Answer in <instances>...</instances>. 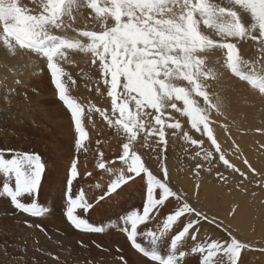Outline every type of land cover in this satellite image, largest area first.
Segmentation results:
<instances>
[{
  "label": "snow or ice",
  "instance_id": "snow-or-ice-1",
  "mask_svg": "<svg viewBox=\"0 0 264 264\" xmlns=\"http://www.w3.org/2000/svg\"><path fill=\"white\" fill-rule=\"evenodd\" d=\"M31 5L24 0H0V48L11 56L25 50L46 59L57 98L73 121L77 151L84 147L83 142L88 138L83 125L85 108L70 96L69 84L75 85L76 81L62 64L74 63L70 53L90 54L91 63L98 66L100 73L97 85L102 83L107 89L115 119L94 105L88 112H99L126 141L122 143V155L118 159L127 175L123 169H116L115 178L97 203L118 194L129 181L136 177L143 179L142 174L146 175L142 210H132L121 217L124 225L121 231L131 247L154 264H182L187 239L197 241L196 229L201 220H208V217L189 203H181L184 194L170 187L167 166L161 169L162 178H157L146 167L142 156L133 150V145L142 133L146 148L151 147L148 141L155 137L153 143L161 149L157 155L163 158L168 144L166 129L175 130L173 136L182 130L180 121L174 120L172 113L167 111L171 109L187 117L192 129L207 136L227 168L240 172L225 158L210 127L209 112H221L223 101L219 96L213 100L214 94L207 91L205 82L218 80L222 75L217 68L208 66V54L222 51L221 67L264 96V0H31ZM82 8L91 10L88 21L93 22L92 29H77L66 22L75 21ZM96 24L100 30H96ZM69 29L76 35H69ZM247 41H253L261 53L255 62L244 59L238 46ZM215 63L219 64V60ZM96 92H101L99 86ZM197 97L202 98L206 107L201 106ZM182 138L192 145L202 143L187 132ZM6 153H12L11 158H6ZM196 155L200 156V152ZM212 156L209 151L203 159ZM98 167L113 171L106 169L104 162ZM196 167L199 169L202 165ZM248 167L251 169V165ZM44 172L45 164L39 154L0 149V198L10 199L11 205L21 213L44 217L50 209L37 202ZM240 175L245 176L243 172ZM77 176L74 161L67 181L66 219L79 231L103 233L104 227L93 226L76 214L77 209L88 212L93 206L83 191L72 197V181ZM3 178L14 180V184L10 186ZM22 198L26 199L22 201ZM172 199L176 201L174 210L166 215L157 231L145 233L150 239L147 247L142 246L137 239L138 226L155 219ZM235 211L233 209V213ZM188 216L193 218L187 219ZM212 223H216L215 219ZM229 236L230 239L223 242L195 243L190 253L200 254V264H242V253L251 246ZM166 242L168 246L164 247Z\"/></svg>",
  "mask_w": 264,
  "mask_h": 264
},
{
  "label": "rangeland",
  "instance_id": "rangeland-1",
  "mask_svg": "<svg viewBox=\"0 0 264 264\" xmlns=\"http://www.w3.org/2000/svg\"><path fill=\"white\" fill-rule=\"evenodd\" d=\"M24 2L32 7L31 0H24ZM90 11V9L82 8L75 21L66 20V22L71 23L77 29L84 28L87 24L88 29L84 30L92 29L91 21H88ZM96 30H100L99 24ZM68 34L76 35L71 29L68 30ZM217 39L219 38L217 37ZM238 46L241 48L244 59L250 62H255L261 57V53L253 41L241 42ZM79 55L80 53H70V58L74 63L62 64L65 71L76 81L75 85L69 84L70 96L85 108L83 125L88 133V138L83 142L84 147L77 151V134L73 121L63 102L56 96L57 92L46 67V59L37 56L38 62H35V66L31 68L36 73H30L29 65L26 61L24 62V59H27L25 50L11 56L3 48H0V89H3L0 90V149H11L14 153L39 154L41 156L42 162L45 164V172L37 202L42 207L50 209L44 217L35 218L16 210L11 205L10 199L0 198V264H124L125 261L126 264H154L133 249L126 234L121 231L124 225L120 218L132 210H142L145 202L146 175L142 174L143 179L136 177L123 185L118 190V194L114 193L97 203L99 196L107 191L108 184L115 178L116 169H123L127 175L126 168L118 159L122 155V143L126 141L122 135L117 134L114 127L109 126L99 112L95 110L91 113L88 112L89 107L94 105L95 108L104 110L106 116L115 119L111 112V99L106 94L107 89L102 83L97 85L100 75L95 80L89 78L87 74L81 75L85 73L84 71L88 73V68L93 70L94 65L91 63L90 54L84 55L85 61L82 63L78 59ZM208 56V66L217 68L222 75L218 80L205 82L207 91L210 95L214 94L213 100H215V96H219L223 101L221 112L210 110V127L225 158L240 172H243L247 178L241 176L240 172L227 168L219 160L220 153L215 151L207 136L192 129L187 117L175 113L171 109L167 111L172 113L174 120L180 121L182 130L173 136L172 132L175 130L166 129L168 144L163 158L157 155L161 149L155 147L153 143L155 137L148 141L151 147L143 146V133L133 145V150L142 156L146 167L157 178H162L161 169L166 165L170 174V187L174 191L184 194V200L181 203H189L208 217V220H201L196 229L198 232L197 241L187 239L183 249L186 251V256L182 264H200V254L190 253V248L195 243L209 240L227 241L230 239L229 234L251 246L248 251L242 253V264H264V234L260 237L258 232L262 230L264 233V179L262 180L258 171L252 167L245 146L241 144V135H246L248 132L257 136L264 135V131L261 128L240 131L238 128L242 123L239 117L242 114L244 117L246 113H250L248 117L246 116L247 118L244 117L246 122L249 121L248 124L255 125L257 122V125L263 124L264 126L262 123L264 121L263 107L256 105L253 95L248 94L255 92L258 94L257 97H262L263 100L264 96L221 67L224 60L222 51L215 50ZM217 60H219V64L215 63ZM29 64L31 63L29 62ZM256 66L260 67L259 64ZM83 69L85 70L83 71ZM97 86L101 88L100 93L96 92ZM196 99L202 107H206L202 98L197 97ZM250 102L255 104L256 110ZM39 104L42 106L41 109ZM236 105L239 106L238 111L241 114L235 111ZM178 106L182 107V104L178 102ZM229 111L236 114L235 121ZM46 114L49 115V118ZM60 115L63 118L65 116L64 119L67 122H64L66 120ZM46 116L47 118H45ZM241 119L243 118L241 117ZM250 126L252 127V125ZM234 128L239 130L237 137L233 135L232 129ZM184 132H187L192 139L198 142L202 141V143L192 145L185 141L182 138ZM256 142V146L263 156L264 144H261L259 140ZM209 151L213 153V156L208 160L203 159ZM197 152H200V156L196 155ZM5 155L6 158H11L12 153ZM245 160H249L248 164L244 163ZM74 161L77 163L78 176L72 181L71 195L75 198L80 191H83L86 200L93 205L88 212L77 209L76 214L85 218L93 226L104 227L103 233L79 231L66 219L67 181L70 179V169ZM100 162L105 163L106 169H113V171L100 169L98 167ZM198 164L202 165L199 169L196 167ZM248 165H251V169ZM253 169L255 171H252ZM87 173H91V175H87ZM0 178H2V174H0ZM204 179L209 180L207 188L213 190L214 193L232 191L233 194L248 199V202L254 206L253 213H249L251 227L248 230L250 234L248 236L254 235L255 237L244 236L232 225L238 204L232 206L227 216L206 207L202 201L205 196L201 195L203 193L201 184ZM187 181L189 183H185ZM3 182L9 183L10 186L14 184V180L9 181L7 178H3ZM196 185H199L198 189ZM24 199L26 198H22V201ZM175 206L176 201L172 199L165 207L161 208L155 219L138 226L140 235L137 239L142 246L147 247L150 239L146 237L145 233L157 231L162 226L163 219L174 210ZM233 209L236 210L235 213H233ZM192 218V216L187 217V219ZM213 219L216 223H212ZM185 222L187 221L185 220ZM178 230L179 228H176V231ZM167 246L166 242L164 247Z\"/></svg>",
  "mask_w": 264,
  "mask_h": 264
},
{
  "label": "bare ground",
  "instance_id": "bare-ground-1",
  "mask_svg": "<svg viewBox=\"0 0 264 264\" xmlns=\"http://www.w3.org/2000/svg\"><path fill=\"white\" fill-rule=\"evenodd\" d=\"M85 23H86V21H85ZM90 25L93 27V22H90ZM98 26V24H96V26L95 27H97ZM79 29H88V24L87 25H85L84 26V28H80L79 27ZM23 50H21V51H18V52H22ZM21 54V53H20ZM27 55V59H24V62L26 61L27 62V64L29 65H27L28 66V68H29V70H30V73H34L35 71L34 70H32L31 68H33L34 66H35V62H38V58H37V56L35 55V54H33V53H29V52H26L25 51V56ZM85 56H84V54H82V53H80V55L78 56V59L80 60V62L82 63L83 61H85V59H83ZM16 60V59H15ZM7 61H9V60H7ZM12 61V60H11ZM29 62L31 63V64H29ZM40 62V61H39ZM4 63V62H3ZM15 63V62H14ZM37 64V63H36ZM80 64V63H79ZM78 64V65H79ZM11 65H13L12 63H11ZM10 65V66H11ZM83 65H85L84 63H83ZM14 66V65H13ZM19 66V65H18ZM38 66V65H37ZM80 67V66H79ZM84 67V66H83ZM17 68V67H16ZM82 68V67H81ZM77 69V68H76ZM86 69V68H85ZM85 69H83V71L85 70ZM89 69V71H88V73H87V71H84L85 73H82L81 75H84V74H87L88 75V77L90 78H96L97 76H99L100 75V73H99V69H98V67L97 66H93V70H90V68H88ZM79 71H80V69H78ZM82 70V69H81ZM3 71V70H2ZM82 71V72H83ZM6 72V71H5ZM37 72H38V70H37ZM36 73V72H35ZM26 75H28V74H26ZM25 75V76H26ZM80 75V76H81ZM25 76H24V78H25ZM36 76V75H35ZM38 76V75H37ZM36 76V77H37ZM43 77H45V76H43ZM42 77V78H43ZM85 77V76H84ZM30 78V77H29ZM82 78V77H81ZM27 79V78H26ZM39 79H40V77H39ZM18 80V79H17ZM23 80V79H22ZM32 80V79H31ZM10 81V80H9ZM23 81H25V80H23ZM28 81V80H27ZM13 82V81H12ZM11 82V83H12ZM22 82V81H21ZM32 82V81H31ZM35 82V81H34ZM6 83H8V82H6ZM25 83V82H24ZM10 84V83H9ZM23 84V83H22ZM13 85V84H12ZM26 85V84H25ZM2 86V85H1ZM5 86V85H4ZM3 86V87H4ZM11 86V85H10ZM23 86V85H22ZM228 86H229V84H228ZM227 86V87H228ZM26 87V86H25ZM229 88H230V86H229ZM228 88V89H229ZM0 90H3V89H0ZM252 91V90H251ZM54 95H55V93H54ZM248 95H253L252 97H254V103L256 104V105H258V106H260L261 107V105H262V107H263V110H264V100H263V98L262 97H257V95L258 94H256L255 92H250ZM247 94H246V97L248 96ZM57 96V95H56ZM44 97V96H43ZM243 98H245V97H243ZM235 99V98H234ZM247 99V98H246ZM44 101V100H43ZM246 101V100H245ZM247 101H248V99H247ZM51 102V101H50ZM232 102V101H231ZM235 102V101H234ZM236 102H237V100H236ZM239 102V101H238ZM49 103V102H48ZM247 104H248V102H246ZM251 104H252V102H250ZM244 104V103H243ZM254 104V105H255ZM40 105V104H39ZM253 105V104H252ZM253 105V106H254ZM41 106V105H40ZM39 106V107H40ZM46 106H47V104H46ZM239 107V106H238ZM237 107V105H236V107H234V109H235V111L237 112L238 110H239V108ZM249 107V106H248ZM251 107V106H250ZM42 108V106L40 107V109ZM59 108V107H58ZM242 108H244V107H242ZM242 108H240V109H242ZM252 108V107H251ZM44 109V108H43ZM60 109V108H59ZM248 109V108H247ZM254 109H255V106H254ZM49 110H51V109H49ZM256 110V109H255ZM35 111V110H34ZM54 111V110H53ZM59 111V110H58ZM62 111V110H61ZM60 111V112H61ZM246 111H248V110H246ZM258 111V110H257ZM256 111V112H257ZM24 112V111H23ZM239 112V111H238ZM251 112V111H250ZM255 112V111H254ZM35 113V112H34ZM57 113H59V112H57ZM56 113V114H57ZM240 113V112H239ZM246 113V112H245ZM45 114V113H44ZM55 114V115H56ZM62 114H64V112H62ZM229 114H231V116L233 117V119H234V121H235V118H234V116L236 115L234 112H231V111H229ZM241 114V113H240ZM240 114H237V116H240ZM247 114V115H246ZM245 114V116L244 117H248L249 116V114L250 113H246ZM252 114V113H251ZM263 114V113H262ZM46 115H48V114H46ZM243 115L244 114H242L241 115V117L243 118V119H241V117H239L240 118V120H241V122L242 123H240L239 125L240 126H238V128L240 129V131H242V130H247V131H250V130H252V129H255V128H261L263 131H264V126H263V124H258L257 125V122H256V124L255 125H253V123H251V124H248V122H246L244 119V117H243ZM34 116V115H33ZM57 116H59V115H57ZM61 116V115H60ZM255 116H256V114H255ZM62 117V116H61ZM246 117V118H247ZM257 117V116H256ZM263 117V116H262ZM261 117V118H262ZM3 118V117H2ZM45 118H47V116L45 117ZM48 118H49V115H48ZM63 118V117H62ZM64 118H66L65 116H64ZM63 118V119H64ZM249 118H251V117H249ZM259 118V117H258ZM257 118V119H258ZM4 119V118H3ZM32 119V118H31ZM255 119V118H254ZM260 119V118H259ZM22 120V119H21ZM54 120V119H53ZM64 120H66V119H64ZM243 120V121H242ZM249 120V119H248ZM64 122H67V120L66 121H64ZM237 123H238V121H237ZM262 123H264V121H262ZM55 124V123H54ZM58 125V124H57ZM250 125H252V127L250 126ZM66 126V125H65ZM60 127V126H59ZM63 127V126H62ZM64 128V127H63ZM62 130V129H61ZM58 131V130H57ZM68 131V130H67ZM232 132H233V135L234 136H236L237 137V135L239 134V130L238 129H232ZM62 133V132H61ZM64 134V133H63ZM72 136V135H71ZM63 137V136H62ZM66 137V136H65ZM257 140H259L260 141V143L261 144H264V135H254V134H251L250 132H248L246 135H241V144L243 145V146H245L244 148H245V151L247 152V157H248V159L252 162V167L254 168V169H256L257 171H258V173H259V175L261 176V178H262V180L264 179V155L263 156H261V152H260V150H259V148L256 146V141ZM64 149V148H63ZM65 150V149H64ZM248 160V161H249ZM250 162V163H251ZM91 168V167H90ZM209 177V176H208ZM189 181V180H188ZM185 182V183H189V182ZM207 181H209V180H206V179H204L203 181H202V184H201V188H203L202 189V192L203 193H201V195L202 196H205L204 198H203V203L206 205V207L207 208H210L212 211H218V213H224L226 216L228 215V213L230 212V210H231V208H232V206L233 205H235V204H238V209H237V211H236V213H235V215H234V221L232 220V225L235 227V228H237V230H239L244 236H248V234H249V232H248V230L250 229V227H251V221H250V217H251V213H253V211H254V206L251 204V203H249L248 202V199L246 200L245 198H243L242 196H240V195H236V194H233L232 193V191L231 192H227V193H223V192H219V193H214L213 192V190L211 191V190H209V188H207ZM209 185V184H208ZM212 185V184H211ZM216 187V186H215ZM217 188V187H216ZM261 190V189H260ZM215 191V190H214ZM259 192H261V191H259ZM264 192V191H263ZM204 193H205V195H204ZM262 193V192H261ZM221 196V197H220ZM245 197V196H244ZM252 197V196H251ZM251 200V199H250ZM256 206V205H255ZM261 207V206H260ZM257 209V208H256ZM262 209V208H261ZM260 212V211H259ZM250 213V214H249ZM258 213V212H257ZM264 214V213H263ZM224 215V216H225ZM257 215V214H256ZM260 215V214H259ZM225 216V217H226ZM253 216V215H252ZM257 217V216H256ZM255 217V218H256ZM258 219V218H257ZM260 219V218H259ZM262 220V219H261ZM264 222V221H263ZM257 224V223H256ZM258 226H260V225H258ZM261 227V226H260ZM258 230V229H257ZM263 231H264V229H263ZM259 232V236L261 237L264 233H262V230L261 231H258ZM205 233V232H204ZM250 235V234H249ZM248 237H255L254 235H251V236H248ZM264 256V255H263Z\"/></svg>",
  "mask_w": 264,
  "mask_h": 264
}]
</instances>
